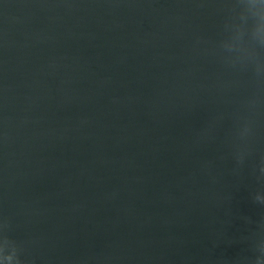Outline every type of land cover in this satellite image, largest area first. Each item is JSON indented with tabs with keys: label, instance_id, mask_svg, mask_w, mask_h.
Listing matches in <instances>:
<instances>
[{
	"label": "water",
	"instance_id": "95a60500",
	"mask_svg": "<svg viewBox=\"0 0 264 264\" xmlns=\"http://www.w3.org/2000/svg\"><path fill=\"white\" fill-rule=\"evenodd\" d=\"M0 264H264V0H0Z\"/></svg>",
	"mask_w": 264,
	"mask_h": 264
}]
</instances>
